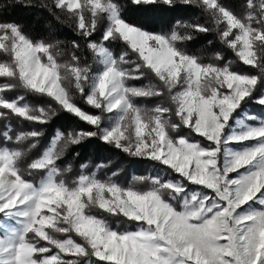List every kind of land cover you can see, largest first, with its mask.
Instances as JSON below:
<instances>
[{
	"label": "snow or ice",
	"instance_id": "obj_1",
	"mask_svg": "<svg viewBox=\"0 0 264 264\" xmlns=\"http://www.w3.org/2000/svg\"><path fill=\"white\" fill-rule=\"evenodd\" d=\"M178 3L196 5L215 27L177 20L156 31L149 13ZM42 7L57 19L63 13L85 47L74 39L61 62L60 41L0 21V78L8 81L0 92L48 98L47 108H33L23 96L0 95L7 110L0 118L45 125L63 112L90 127L57 129L27 168L21 164L43 132L13 135L10 124L0 131V264H264V118L251 111L264 113V0H244L241 14L221 0H51ZM129 9L144 21L129 20ZM211 31L255 71L234 70L219 51L204 63L181 46L193 32ZM86 51L91 63L82 60ZM149 78L158 83H132ZM155 97L169 102L138 103ZM92 140L131 158L130 168L151 163L153 172L124 185L119 170L101 179L81 164L71 183L61 178L72 172L71 164L59 167L68 145ZM33 172L42 173L38 182L26 178Z\"/></svg>",
	"mask_w": 264,
	"mask_h": 264
},
{
	"label": "trees",
	"instance_id": "obj_2",
	"mask_svg": "<svg viewBox=\"0 0 264 264\" xmlns=\"http://www.w3.org/2000/svg\"><path fill=\"white\" fill-rule=\"evenodd\" d=\"M118 2L121 5H126L127 0H118ZM221 2L232 8L235 12H237V14H241L244 11V0H221ZM50 3L51 0H0V21H15L20 23L23 25L25 32L34 38H44L51 43L60 41L61 43L58 50L61 51L63 55L58 57V60L63 62L70 59V53L72 51L71 42L74 39L81 43L82 48L85 47V42L73 31L71 21L68 20V18L63 13L57 11V16L60 17L57 19L47 10V8L42 7L43 4ZM29 4L31 6H26ZM164 7L166 8L167 6ZM157 12H159V10L149 13V16H156V19L152 21L155 25L156 31H160L161 27H164L165 31H167L176 23L177 20L182 22L187 21L194 24L199 23L209 28L215 27L210 17L204 14L202 10L194 4L183 5L178 3L172 11H163L162 14L159 15H157ZM126 15L129 20H132L136 23H142L145 19L139 12L132 11L131 9H129ZM103 26L104 22L102 21L98 26L101 31ZM99 35L100 33L98 32L94 34L93 38L98 40ZM193 36V40L187 41L181 46L184 47L190 54L200 57L202 62L208 63L209 57L213 53L219 51L224 56V63L231 61L234 70L255 71L241 65L234 53L219 43V41L216 39L215 31H211L206 34L193 32ZM208 41H213L214 46L209 45ZM119 50L120 49L118 46L113 47L114 52H118ZM2 59H4V57L0 56V60ZM82 60H87L89 63H91V53L86 51L82 56ZM7 82L8 81L5 78H0V85H3ZM149 82L158 83L154 78L144 79L142 82L133 81L132 83L147 84ZM69 90L73 94L74 98L77 99V102L82 108H84L86 111H92L96 113L97 110L90 109L89 106L84 104L83 101L79 99V93L75 91L74 87L69 86ZM0 95L10 100L17 98L18 96H23L24 100L21 101V103H28L33 108L48 107L47 97H40L31 93H26L20 88L11 90L6 89L3 92H0ZM162 101L165 104L169 102L166 97H155L150 99H141L138 101V103H140L143 107L151 109L157 103H161ZM251 111L264 118V113H260L258 107L254 106ZM8 124L11 125L13 135L20 132H28L33 129L43 132V135L39 138V143L37 146L28 150L27 155L24 158V162L21 164L22 168H27V165L33 159L38 158L42 152L47 147H49L50 141L57 129L66 134L70 130H79L80 128L88 129L90 127L83 122H78L76 118L63 112L59 113L56 117H53L52 120L45 125H39L34 122L23 120L22 118H16L14 116L10 120L0 118V131H3L5 126ZM28 143L30 142H25L26 145ZM77 153H79L78 157L76 155ZM130 159L131 158L127 157L125 154L117 150H110L105 145L100 144L95 140H92L90 143L84 142L83 145L69 144L64 150V155L61 157L62 163H59V167L63 169L71 164L72 172L64 173L61 178L71 183L80 174L81 164L88 165V167L83 170L85 174L96 172L98 178L101 179H106L107 175H110V170H119L120 179L118 182L124 185L131 183L134 176H146L153 172L151 163H138L134 168H130ZM109 161L111 162L110 164ZM101 163L108 165V167H101L99 170H97L96 166ZM41 175L42 173L36 172H33L32 175H27L26 173V178L33 182H38ZM161 175H163V173H161Z\"/></svg>",
	"mask_w": 264,
	"mask_h": 264
},
{
	"label": "rangeland",
	"instance_id": "obj_3",
	"mask_svg": "<svg viewBox=\"0 0 264 264\" xmlns=\"http://www.w3.org/2000/svg\"><path fill=\"white\" fill-rule=\"evenodd\" d=\"M249 123H251L250 121H249ZM252 143V142H251ZM231 147H233V148H239V147H241L240 145H236V146H231ZM256 207H258V205L256 206Z\"/></svg>",
	"mask_w": 264,
	"mask_h": 264
}]
</instances>
